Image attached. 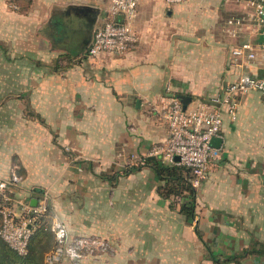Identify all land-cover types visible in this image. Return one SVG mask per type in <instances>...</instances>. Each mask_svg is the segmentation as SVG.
I'll return each instance as SVG.
<instances>
[{"label":"crops","instance_id":"0c3cea01","mask_svg":"<svg viewBox=\"0 0 264 264\" xmlns=\"http://www.w3.org/2000/svg\"><path fill=\"white\" fill-rule=\"evenodd\" d=\"M26 2L20 16L37 42L28 50L37 61V52L46 53L47 60L30 66L33 103L20 111L29 135L17 166L21 175L5 178L0 169V178H15L16 197L31 205L46 194L48 211L35 237L58 218L68 243L90 242L81 260L63 254L52 264H264L259 93L238 100L235 120L222 110L218 159L196 189L191 222L180 211L183 199L159 192L150 166L126 165L167 138L161 112L171 94L189 96L188 106L208 100L238 74L228 64L233 45L249 40L264 48V33L253 26L236 38L225 34L229 17L219 10L246 17L247 0H141L134 46L123 56L98 57L87 50L109 0ZM7 12L0 2V15ZM219 24L228 36L222 46L213 34ZM243 71L261 75L263 68Z\"/></svg>","mask_w":264,"mask_h":264},{"label":"built area","instance_id":"2783aa9c","mask_svg":"<svg viewBox=\"0 0 264 264\" xmlns=\"http://www.w3.org/2000/svg\"><path fill=\"white\" fill-rule=\"evenodd\" d=\"M141 0H109L104 19L94 29L87 54L98 57L102 54L123 56L137 41L133 28L137 8ZM178 4L182 0H165ZM250 10L246 17H229L226 33L236 38L246 26H253L264 33V0H247ZM260 51V52H259ZM229 66L238 71L221 93L208 100L196 99L183 108L180 98L171 94L161 117L167 126V138L154 143L144 157L132 156L126 161L130 168L144 166L146 157H155L167 165L184 166L190 170L191 184L198 188L206 179L210 164L218 159V149L210 144L211 139L221 136L222 110L230 120L236 119L238 100L248 93L257 92L264 102V48L261 50L249 40L233 45L230 49ZM263 68L261 75L244 72L252 67ZM176 156L179 158L176 160ZM16 179L0 178V239L18 255L28 252L31 238L43 227V216L48 211L44 194L36 205L16 197ZM56 246L45 254L47 264H52L65 254L72 261L81 260L83 250L90 242L79 237L68 243L64 223L53 218L49 226Z\"/></svg>","mask_w":264,"mask_h":264},{"label":"rangeland","instance_id":"374dc122","mask_svg":"<svg viewBox=\"0 0 264 264\" xmlns=\"http://www.w3.org/2000/svg\"><path fill=\"white\" fill-rule=\"evenodd\" d=\"M2 1L6 3L8 16L5 18L0 15V169L5 171L4 177L9 178L12 173L20 177L17 166L26 151L24 143L29 138L25 126L21 124L25 116L20 111L28 110L33 103L30 94L33 85L28 77L30 66L36 64L37 60L34 53L28 50V44L37 42L31 36L30 22L20 16L26 0H0ZM12 2L17 5L22 3V6L12 8ZM219 11L223 18L238 14L237 10L224 6ZM214 29L215 41L222 46L228 36L224 37L226 32L222 34V24ZM228 44L225 45L228 47ZM37 55V63L47 60L46 53L37 52ZM46 231L42 230L40 235Z\"/></svg>","mask_w":264,"mask_h":264},{"label":"trees","instance_id":"16d2710c","mask_svg":"<svg viewBox=\"0 0 264 264\" xmlns=\"http://www.w3.org/2000/svg\"><path fill=\"white\" fill-rule=\"evenodd\" d=\"M145 165L150 166L161 181L158 187L159 192L166 196H173L174 199H183L180 211L186 220L194 218V207L196 188L191 184L190 170L184 166L167 165L158 158L146 157ZM139 166L129 170L138 169ZM128 170V171H129ZM42 218H45L44 216ZM196 232L199 231L195 227ZM47 230L40 236H33L30 240L28 252L24 256L18 255L2 239H0V264H47L45 254L56 246L53 233Z\"/></svg>","mask_w":264,"mask_h":264},{"label":"water","instance_id":"95a60500","mask_svg":"<svg viewBox=\"0 0 264 264\" xmlns=\"http://www.w3.org/2000/svg\"><path fill=\"white\" fill-rule=\"evenodd\" d=\"M182 104H183V108H185L187 106V104L189 103L190 101V97L189 96H186V95H180L179 96ZM222 139L220 137H214L211 139V142L210 144L214 147H218L221 143ZM151 158H154V157H151ZM179 158L176 156V160H178ZM37 203V200L34 199V201L32 202L33 205H36Z\"/></svg>","mask_w":264,"mask_h":264}]
</instances>
